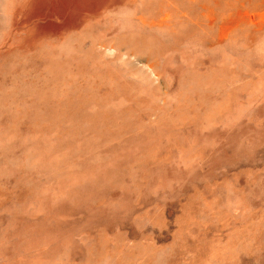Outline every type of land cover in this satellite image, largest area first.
<instances>
[{
  "label": "rangeland",
  "instance_id": "rangeland-1",
  "mask_svg": "<svg viewBox=\"0 0 264 264\" xmlns=\"http://www.w3.org/2000/svg\"><path fill=\"white\" fill-rule=\"evenodd\" d=\"M0 264H264V0H0Z\"/></svg>",
  "mask_w": 264,
  "mask_h": 264
}]
</instances>
